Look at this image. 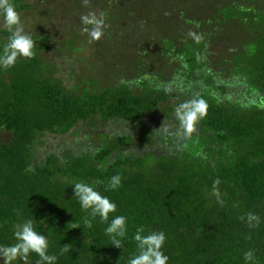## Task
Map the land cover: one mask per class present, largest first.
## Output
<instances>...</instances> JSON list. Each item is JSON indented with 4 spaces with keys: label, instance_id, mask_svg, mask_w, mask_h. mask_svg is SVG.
<instances>
[{
    "label": "trees",
    "instance_id": "1",
    "mask_svg": "<svg viewBox=\"0 0 264 264\" xmlns=\"http://www.w3.org/2000/svg\"><path fill=\"white\" fill-rule=\"evenodd\" d=\"M13 3L37 45L0 69V243L31 218L56 264H127L144 226L166 233L169 264H244L250 249L264 264V0ZM88 13L106 22L91 43ZM8 35L0 16V46ZM197 93L208 114L185 137L174 109ZM78 181L128 217L123 248L99 218L84 226Z\"/></svg>",
    "mask_w": 264,
    "mask_h": 264
},
{
    "label": "clouds",
    "instance_id": "2",
    "mask_svg": "<svg viewBox=\"0 0 264 264\" xmlns=\"http://www.w3.org/2000/svg\"><path fill=\"white\" fill-rule=\"evenodd\" d=\"M85 6L88 0H83ZM0 16L3 17L4 26L9 35L7 41L0 46V69L12 68L18 58H33L37 45L32 34L24 29L23 21L13 0H0ZM84 26L82 31L87 34L89 42L99 41L105 34L106 22L104 13L97 16L95 13H88L80 17ZM197 43L201 36L195 32L187 34ZM164 91H171L165 88ZM176 119L179 121L180 129L185 137H190L197 130L199 121L208 114V104L199 94H193L190 100L178 104L174 109ZM219 184V180L215 181ZM122 184V177L117 174L109 178L105 191H115ZM75 197L80 208L85 213L83 224L87 228L93 227V222L99 218V222L106 224L104 235L108 238L109 244L123 248L128 239V217L115 215L117 204L107 195H104L94 184L78 181L71 184ZM249 222L258 221L255 214H248ZM14 242L11 244L0 243V259L3 264H15L23 261L28 264L29 256L32 253L39 257L38 264H56L57 255L49 254V238L37 230L33 219L25 218L17 223L13 232ZM136 245L135 252L127 259V264H169V256L165 253L167 235L164 231H146L144 226L136 228L131 237ZM67 245V244H66ZM63 252L70 249L65 246ZM244 264H256V257L253 250L243 254Z\"/></svg>",
    "mask_w": 264,
    "mask_h": 264
},
{
    "label": "rangeland",
    "instance_id": "3",
    "mask_svg": "<svg viewBox=\"0 0 264 264\" xmlns=\"http://www.w3.org/2000/svg\"><path fill=\"white\" fill-rule=\"evenodd\" d=\"M61 21H62V23L64 24L65 22H67V19L66 18H62V19H60Z\"/></svg>",
    "mask_w": 264,
    "mask_h": 264
}]
</instances>
